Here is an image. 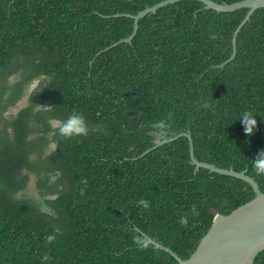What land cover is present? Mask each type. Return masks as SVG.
<instances>
[{
	"label": "trees",
	"instance_id": "obj_1",
	"mask_svg": "<svg viewBox=\"0 0 264 264\" xmlns=\"http://www.w3.org/2000/svg\"><path fill=\"white\" fill-rule=\"evenodd\" d=\"M158 1L0 0V264H177L142 232L187 258L216 212L254 192L195 170L185 136L157 145L181 132L198 160L246 169L264 192L252 164L264 150V7L226 62L248 8L215 11L198 0L147 13L130 42L102 51L132 32L124 13ZM33 78L39 86L15 108ZM73 112L88 133L52 137L51 149L49 118ZM244 112L257 121L252 135ZM161 120L166 136L152 127ZM253 264H264V249Z\"/></svg>",
	"mask_w": 264,
	"mask_h": 264
},
{
	"label": "water",
	"instance_id": "obj_2",
	"mask_svg": "<svg viewBox=\"0 0 264 264\" xmlns=\"http://www.w3.org/2000/svg\"><path fill=\"white\" fill-rule=\"evenodd\" d=\"M175 1L178 0H160L150 6H146L136 14L124 13L125 16L133 19L132 32L127 37H123L102 49V51L120 42H130L137 30L140 18L147 13H155L159 7ZM198 1L203 3L204 8L215 11L226 12L241 7L248 8L243 19L233 31L231 39L232 52L224 62L232 59L236 52L235 40L238 31L249 19L254 9L264 7V0H238L232 3H220L214 0ZM113 15L117 16L120 14L115 13ZM179 136H185L188 139L189 159L191 164L194 165L195 170L202 167L211 172L242 179L251 186L254 196L226 214L216 212L211 225L200 238L192 253L185 259L179 257L168 246L156 242L153 238L142 232L146 238V243L154 244L158 248L168 252L177 261V264H253L256 254L264 249V192L260 190L254 178L246 173V169L236 171L232 167L222 168L213 163L198 160L194 154L193 142L189 131L178 133L173 137L163 138L158 141L157 145L171 141Z\"/></svg>",
	"mask_w": 264,
	"mask_h": 264
},
{
	"label": "clouds",
	"instance_id": "obj_3",
	"mask_svg": "<svg viewBox=\"0 0 264 264\" xmlns=\"http://www.w3.org/2000/svg\"><path fill=\"white\" fill-rule=\"evenodd\" d=\"M39 84L40 79L33 78V80L30 82L29 90L35 91ZM44 108L46 110H50L51 105ZM241 118L245 134L252 135L254 129L257 127V121L254 118L253 114L251 112H244ZM48 123L50 127L48 137L51 141L49 147L51 149L56 148V143L54 140H52V137L59 135L63 138H72L73 136L86 135L89 131V127L85 121V117L83 116V114L78 112H73L66 120H61L54 117L49 118ZM152 127L158 130V135L166 136L168 134V128H170V124H167L164 120H161L159 123L153 124ZM93 131H95V129H93ZM252 164L257 174H264V150H260L257 152L255 158L252 160ZM139 203L144 204V206L147 207L146 201L141 200ZM192 211L193 213H195V207H193ZM187 222L188 221L186 217H181V225H187ZM54 239V236L47 237L48 242H52ZM44 259L47 260L48 256L45 255Z\"/></svg>",
	"mask_w": 264,
	"mask_h": 264
},
{
	"label": "rangeland",
	"instance_id": "obj_4",
	"mask_svg": "<svg viewBox=\"0 0 264 264\" xmlns=\"http://www.w3.org/2000/svg\"><path fill=\"white\" fill-rule=\"evenodd\" d=\"M29 92H30V90H29V88L27 89V92H26V94H25V96H23V98L17 103V105L15 106V108L16 107H18V106H22L24 103H25V101H26V98H27V95L29 94ZM30 187L32 188V186H33V182L31 181L30 182ZM33 189V188H32ZM30 192H32V190H30Z\"/></svg>",
	"mask_w": 264,
	"mask_h": 264
}]
</instances>
